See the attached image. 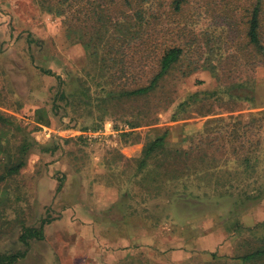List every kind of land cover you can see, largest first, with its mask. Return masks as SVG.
<instances>
[{"label":"rangeland","instance_id":"rangeland-1","mask_svg":"<svg viewBox=\"0 0 264 264\" xmlns=\"http://www.w3.org/2000/svg\"><path fill=\"white\" fill-rule=\"evenodd\" d=\"M64 1L0 0V114L10 120L0 132L11 146L27 135L37 141L10 181L16 206L10 217L29 226L54 218L45 238L33 240L16 264H242L231 257L264 246V194L247 197L264 193V59L247 34L254 0H186L180 11L172 0H156L161 17L155 23L170 31L160 40L203 46L202 58L188 53L201 60L198 70L185 77L172 71L164 107L155 95L102 101L100 75L110 71L99 67L83 41L68 36L86 2ZM255 60L263 62L254 66ZM238 84L233 99L225 91ZM216 89L223 99L202 109L215 114L202 131L188 133L189 124L207 116L196 105L179 104L191 93ZM40 111L49 124L37 121ZM166 129L168 145L207 153L198 176L170 179L171 168L160 176L154 158L141 169L144 147ZM221 227L235 229L233 250L211 256L197 241ZM20 230L8 223L0 251L25 248Z\"/></svg>","mask_w":264,"mask_h":264},{"label":"trees","instance_id":"trees-1","mask_svg":"<svg viewBox=\"0 0 264 264\" xmlns=\"http://www.w3.org/2000/svg\"><path fill=\"white\" fill-rule=\"evenodd\" d=\"M68 1L65 0L64 3ZM84 3L79 10L80 16L73 25L68 26V36L76 37L83 41L85 48L91 51V56L99 60V67L109 70L110 74L102 73L100 76L104 81L99 82L102 86L104 96L102 101L121 102L125 99L136 100L155 95L160 107L167 105L169 101L168 92L164 90L165 82L172 75V71L178 69L182 76H188L200 68L199 58L188 57V53L194 50L202 58L203 46L197 42H183L175 39L160 40L170 34L167 28H158L155 23L161 15L157 12L156 0H81ZM186 0H172L174 10L180 11ZM60 15H65V11H59ZM262 15H264V0H254L253 10L249 19L248 37L249 42L258 58L264 59V34L262 33ZM94 21V25L90 21ZM194 44V45H193ZM211 52L213 49L211 48ZM263 60H255L254 66H259ZM118 69L114 71V69ZM45 73L55 76L60 84L64 80L51 69L44 70ZM232 87V86H229ZM241 87L240 84L228 88L225 93H229L233 99L237 97L232 91ZM220 89L213 91H197L189 94L186 100L179 104V108L186 109L188 106H198V114L201 116L214 115V110L203 111L207 102L211 100H222L219 97ZM223 92V91H221ZM63 96L67 95L63 91ZM88 92H85V97ZM242 97L238 95V98ZM86 99V98H84ZM233 111V110H229ZM37 121L49 124V118L41 115ZM175 119L177 113L173 116ZM232 118L233 116H228ZM224 118H221L223 120ZM222 122V121H221ZM10 120L0 114V126L9 128ZM255 121L247 124L254 126ZM135 127V126H133ZM170 131L166 129L154 140L146 144L142 151L140 161L141 169L145 168L150 158L156 160L158 175H169L170 179H178L182 176L197 175V170L207 157L201 147L183 148L181 145H168ZM7 135L0 132V233L8 229V223L20 225L19 241L25 246L23 250L0 251V264H16L25 258L33 240L45 238V226L53 221L52 218L44 219L39 226H29L20 217H10V210L16 207L13 204V193L9 190L10 181L17 177L26 166L31 150L37 146V141L25 136L18 145L11 146ZM217 137H215L216 139ZM202 142V141H201ZM216 158L214 157V160ZM249 161L248 157L243 158ZM165 171V173L163 172ZM63 182H59L60 190ZM232 187V186H231ZM230 185L228 188H231ZM264 193L251 196L250 199L263 197ZM13 214V212H12ZM236 227L240 222H235ZM260 225H264L260 223ZM235 230V229H234ZM231 231L234 234L235 231ZM233 250L229 247V251ZM211 256L217 255L210 252ZM225 255V254H221ZM219 257V255H218ZM231 258L240 260L242 264H264V246L248 251L239 256Z\"/></svg>","mask_w":264,"mask_h":264},{"label":"crops","instance_id":"crops-1","mask_svg":"<svg viewBox=\"0 0 264 264\" xmlns=\"http://www.w3.org/2000/svg\"><path fill=\"white\" fill-rule=\"evenodd\" d=\"M208 118H210V116L205 117L204 118L205 121L197 125L189 124L187 126V132L192 133V132L202 131L205 128V123ZM232 238H233V233H229L226 229L221 227V231L219 232L213 231V232L207 233L205 236L199 237L197 244L203 249L209 248L208 251L210 252H216L219 250L221 254H229L230 253L229 246L232 243ZM209 240H213V243L210 244V242H208ZM207 243H209L208 244L209 246L207 245ZM182 252L186 254L185 255L186 257L191 255V252L189 251H187V253L186 251H182Z\"/></svg>","mask_w":264,"mask_h":264}]
</instances>
